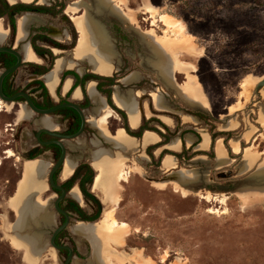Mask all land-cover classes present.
Listing matches in <instances>:
<instances>
[{
	"label": "rangeland",
	"instance_id": "1",
	"mask_svg": "<svg viewBox=\"0 0 264 264\" xmlns=\"http://www.w3.org/2000/svg\"><path fill=\"white\" fill-rule=\"evenodd\" d=\"M54 1L56 5L63 4L62 14L49 18L31 13L34 14L33 19L27 26L43 27L44 34L52 40L51 43H43L54 57L52 67L57 57L74 61L73 50L79 34L70 21L86 11L105 42L110 48L112 46L115 68L110 76L116 78V89L121 94L132 95L143 119L153 117L169 128L170 132H166L158 122H149L150 126L164 133H173L168 143L182 134L181 145L183 143V147L188 149L180 159L170 154L176 158L177 167L167 172L164 170L170 169L162 170L161 162H157L165 148L153 149L151 158L145 148L130 149L128 145H117L101 138L89 122L87 124L91 128L79 137L67 140L66 145L70 149H67L66 157L91 163L92 154L103 149L112 157L123 159L127 166L138 167L143 172L129 171L126 166V179L119 182L121 191L117 205L111 204L110 200L102 202V194L90 186V191L102 205L100 217L104 210L113 209L116 219L127 222L131 227L123 245L108 248L109 252L114 250L118 255H126L127 259L121 263L110 255L104 258V264H148L144 259L147 256L155 264H264V193H261L264 189H259L264 187V85L259 91L256 90L257 83L251 87L241 85L247 75L256 78L264 75V0H37L44 5ZM76 3H82V6L75 10L67 9V6ZM145 6L155 7L157 13H168L181 20L186 32L193 36L195 46L184 49L176 44L165 45L162 37H179L165 30L161 22L148 18ZM109 11L123 20L112 17ZM119 12H133L134 22L126 21ZM0 21L5 31L0 45L15 46L18 51L25 43L30 46L27 42L29 38L17 40L16 32L7 20L2 17ZM144 32L157 38L161 47L151 46ZM171 54H175L178 61L186 66L184 68L188 69V73L199 78L209 102L207 112H203L204 117L199 118L195 114L201 111L197 104L184 101L172 85L163 81L159 63L163 56L169 58ZM75 62L76 68L71 70L77 74L92 72L88 62ZM34 63L47 65L49 58L39 57ZM131 73L134 74L131 82L122 84L121 79ZM35 79L33 68L23 62L16 70L12 83L32 91ZM38 79L43 80L41 77ZM63 83L59 84L62 89ZM177 83H186V74L178 72V69L173 72L172 80L176 88ZM156 92L164 97L166 109L163 111L153 106L152 96ZM92 106L96 107V104ZM84 114L87 118L94 114V109L86 110ZM184 115L192 116L196 121L186 120ZM42 117L50 118L55 124L48 128L59 129L52 117L35 114L21 102L7 103L0 99V264H29L25 259V250L13 243L18 215L12 210L10 199L23 180L24 162L29 160L25 158L35 145L34 133L42 126L39 124ZM227 117L236 121V129L223 127ZM94 119L97 123L104 119L111 134L115 129V132L124 130L120 116L107 104ZM202 131H206L210 138L206 150L197 149ZM219 132L228 135L219 134L212 143L211 135ZM187 138L191 139L190 143ZM217 139H221L226 150V161L223 163L216 160ZM230 139L238 141V152H233L229 146ZM245 150L250 164L245 163ZM181 151L182 147L171 153ZM10 152L12 155L9 156ZM187 155L191 156L188 160ZM37 159L47 163L42 177L46 181L52 161L47 155ZM90 166L95 177L97 172L92 164ZM257 175L262 176L258 180H250ZM156 180L160 186L154 183ZM172 182H180L185 191L178 190ZM239 193L246 195L245 202ZM33 196L31 194L30 203L35 200ZM54 199L55 195L45 190L39 198L41 202L45 201L44 211L36 210L32 215L26 210L25 226L20 229L23 235L39 239L42 250L36 264H63L64 261L48 241L58 225L53 209ZM78 203L87 212L92 210L91 204ZM41 213H45L49 220L37 222L35 215L40 216ZM69 216L70 223L77 221L72 213ZM70 228L71 224L67 228L69 237L74 241L70 264H100L94 259L90 241L73 234ZM138 251L142 255H138Z\"/></svg>",
	"mask_w": 264,
	"mask_h": 264
},
{
	"label": "bare ground",
	"instance_id": "2",
	"mask_svg": "<svg viewBox=\"0 0 264 264\" xmlns=\"http://www.w3.org/2000/svg\"><path fill=\"white\" fill-rule=\"evenodd\" d=\"M10 2H14L15 0H9ZM22 2L29 3L32 0H20ZM42 2H46L47 0H40ZM33 2V1H32ZM82 6V3H76L73 5L67 6L70 10H75L78 7ZM144 12L148 14V18H152L153 20H157L162 23L165 27V30H169L171 33H174L179 38L173 39L167 36L162 37V41L167 46H172L173 44L178 47L189 49L195 46L194 38L192 35L188 34L185 29L184 23L175 18L174 16L168 13H157L155 7L145 6ZM119 14L126 19V21L134 22L135 14L132 12H119ZM33 15L31 13H24L18 17L16 22V34L15 37L19 41H25L28 31L27 26L31 19H33ZM71 24L74 26L76 31L78 32V41L75 49L73 50L74 57L73 60L64 59L61 57H57L55 59V65L52 69L43 76L44 83L49 91H53L54 88L58 85V75L64 69H72L76 68V61H85L88 62L91 66V71L107 76L112 73L115 68L114 54L112 52V46L110 48L108 42L106 43L102 34H100L98 28L93 24V22L88 18L87 12L84 11L81 17H74L71 19ZM155 26V25H154ZM147 32V31H146ZM143 34L147 36L148 42L153 47H161L157 38L152 36L151 34ZM7 37V36H6ZM5 38V31L3 24L0 21V41ZM6 40V39H5ZM54 49V48H53ZM21 54L24 55V59L26 61L35 62L38 57L33 52L32 48L27 44H23L21 47ZM162 62L159 63V67L161 70V74L163 77V81L172 85V87L176 90L181 98L191 104H197L198 106L208 109L209 102L208 98L205 94V91L201 85V82L196 74L188 73L185 69L184 65H182L175 54H171L170 57H165L161 59ZM178 69V72L186 74V83L178 84L177 88L172 84L173 80V72ZM134 74H128L127 76L122 78L124 83H129L133 79ZM262 77H253L247 75L242 79L241 85L242 87H251L256 83L261 81ZM71 85V80L68 78L64 80L63 89L66 91ZM94 83L90 82L87 86V92L90 97L96 102V107L94 108V114H90L87 116L88 122L91 124L94 129L98 131V134L105 138L106 140L112 141V143L117 145H128L131 149H139L154 144L159 141V137L153 131L146 130L141 139H134L129 137L124 130L118 129L115 133L111 134L105 120L102 119L101 122L97 123L95 121L94 116L99 114L103 109L106 108V103L103 97L97 93L94 89ZM264 89V88H263ZM153 91V90H152ZM134 94V93H133ZM73 97L78 99L81 96V92L79 88H76L73 91ZM124 96V95H123ZM119 94V92L115 91L113 94L114 103L123 109L128 116V123L132 129H136L140 124L141 112L137 107V104L129 93L128 98L123 97ZM164 97L156 92L152 96V103L155 109L159 111H163L166 109ZM239 110V109H238ZM236 111V110H235ZM147 113V111H146ZM164 121H168L167 118L161 116ZM186 120L196 121L194 117L189 115L183 116ZM227 117L224 128L225 129H236L237 123L234 120H228ZM264 118V117H263ZM40 125L50 127L55 124L52 122L50 118L42 117ZM186 141L188 143L191 142L190 138H187ZM210 138L206 131H202V139L198 144V148L206 149L209 145ZM168 143V142H167ZM221 139H217L215 142V152H216V160L220 163L226 161V150L222 145ZM229 146L233 150V152L239 151L238 141L230 139ZM169 150L179 151L180 150V141L178 138H173L170 142L165 145ZM159 147L157 150H160ZM241 153V152H240ZM9 156L12 153H8ZM245 154V163L250 164L249 154L247 150L244 151ZM237 155V154H236ZM91 164L95 168L97 172L93 183L92 188L100 192L102 195V202L105 203L106 200H110L111 204L117 205V202L120 199V191L121 186L119 184L120 181L126 179V173L124 172L126 168V164L123 159L120 157H112L106 150L100 149L92 154ZM77 158L73 157H65L64 166L62 169V178H68L74 171L77 165ZM162 168L172 169L176 167V159L174 156L170 154H166L163 156L161 161ZM129 171H134L140 174H143L142 169L138 167H129ZM47 169V163L42 159H29L24 162L23 168V180L17 187V191L15 195L10 199V206L12 210L18 215V219L14 224V228L16 229V234L13 237V243L17 246L22 247L25 250V259L29 264H36L37 258L40 255L42 247L39 244V239L33 236H25L20 232V229L25 226V216L27 215V211L34 215L36 210L44 211L45 201L41 202L39 200L40 195L45 191V184L42 181V177ZM129 174V173H128ZM128 176V175H127ZM192 179V178H191ZM154 183L157 186H160L159 182L156 180ZM178 190L185 191L184 186L180 184V182H172L171 183ZM259 189H264L259 188ZM247 190V189H246ZM241 191V190H240ZM246 192V191H245ZM250 192V191H249ZM254 193V192H253ZM264 193V190L261 192ZM31 194L35 195V200H31ZM70 194L77 199L79 202L83 201L77 187L72 188ZM256 194V193H254ZM239 197L244 201L245 194L239 193ZM251 195V194H250ZM252 196V195H251ZM261 196V195H260ZM263 196V195H262ZM34 197V196H33ZM248 197V195H247ZM211 198V197H210ZM217 198V197H216ZM239 198V199H240ZM252 198V197H251ZM255 198V197H254ZM259 200V199H258ZM216 201V200H215ZM241 201V200H240ZM241 201V202H243ZM245 202V201H244ZM243 204V203H241ZM245 205V204H244ZM114 208V207H113ZM115 211V210H114ZM37 218V222L48 221L49 217L45 213H41V215H35ZM45 223V222H44ZM71 231L76 235H80L86 238L93 246V256L94 259L100 264H104L105 259L110 255H113L116 259H118L121 263L127 259L126 255L116 254L114 250L111 252L108 251L110 246H121L124 243L125 237L131 233L130 225L125 221H119L116 219L113 214V209H106L102 213L101 217L94 222H83V221H72L71 222ZM138 255H142L141 251L137 252ZM166 256V253L163 255ZM168 256V255H167ZM145 261L148 264H155L154 260L150 257H144ZM185 263V262H184ZM183 264V263H182Z\"/></svg>",
	"mask_w": 264,
	"mask_h": 264
},
{
	"label": "trees",
	"instance_id": "3",
	"mask_svg": "<svg viewBox=\"0 0 264 264\" xmlns=\"http://www.w3.org/2000/svg\"><path fill=\"white\" fill-rule=\"evenodd\" d=\"M63 7H64L63 4H61L60 8L57 11H54L51 13V16L56 17L58 14H61V10ZM51 9H53V7L46 6V5H34L33 2L22 3V1H21L19 3H15V4H8L6 2V0H0V18H2V17L5 18L7 20L8 25L11 27V29L14 32L16 31L15 23L17 21L16 20L17 15H21L25 12H30L33 10H36L39 12L49 13ZM30 30L32 32L34 30L41 32L35 36H30L29 42H30L31 47H32L33 51L35 52V54L38 56L48 57L49 63L47 65H39V64H36L33 62L26 63V66L33 68V74L36 76V79L33 81V83L35 84V87L33 88L32 91H29L26 88H20V87H16L13 85L12 78H13L14 74L16 73L17 69L15 71L11 72L10 74H8L4 78V80L2 82V91L7 96L13 95L14 93H16L18 91H24L30 95L33 103L37 107H40V108L52 107L56 103H54L52 98L50 97V94L47 90V87L45 86L43 81L38 79V77H41L42 75H44L45 73H47L51 69L52 62L54 60V57L51 54L50 50L48 48L41 46L39 43H42V44L43 43H51L52 40L44 34V32H43L44 28L43 27L37 28V29L31 28ZM15 60H16V58L13 55H11L9 53H5V52H0V63L2 65V67H1L2 69H6V68L12 66L15 63ZM65 76H71L73 78L72 87L66 93L65 97H68L71 94L72 89L75 88L76 86H78L79 84L81 86V89L83 91H85L86 83L88 81H95L96 82V89L98 90V92L100 94H102L103 96L106 97L107 102L110 105V107L113 108L115 110V112L120 116V118L122 120L121 126L124 128L125 132L129 136L135 137V138H140L142 136L143 132L146 130L155 132L160 137L161 140L156 144L149 145L146 147L145 151L151 158H153L152 150L156 149L158 147H161L163 144L167 143L169 140V137L171 135H173V133H170L171 135L168 133L169 134L168 135L166 132H170L169 128L166 125L162 124L161 122L157 121V119H155L153 117L146 119V120L142 119L141 124L136 129H132L127 123V118H126L125 112L123 110L117 108L111 100V89L109 87L116 84V78L114 76H103V75H99V74L92 73V72H87L84 75L79 76L76 72H74L72 70L63 71L62 75H61V80H63V78ZM58 89H59V87H58ZM57 95H58L60 101L64 100V97L60 96L59 90H57ZM16 101L17 102H23L24 100H23V98L19 97L18 99H16ZM54 114L55 115H62L66 119H69L72 117H75L78 119L77 113L72 108H68V107L60 108V109L56 110L54 112ZM195 114L199 118L204 117V113L202 111H197V113H195ZM152 121L158 122V124L162 128H164V130L166 132L165 133L162 132L160 129H158L155 126H150L149 122H152ZM219 134L220 135H225V134L228 135V133H224V132L213 133L211 135L212 143H214L216 136H218ZM180 138L182 139V134H180ZM41 140L45 141L43 138H41ZM193 145H191V146H193ZM183 146H184V144L182 143V151L179 153L178 152L171 153L172 151L169 152L166 149L162 150L158 156L157 162H160L162 157L168 153L173 154L178 159H180L181 156L186 154L187 150H188V149L186 150ZM48 148H50V146H46V145L45 146L44 145L39 146L38 151L34 155L26 157L25 159H35V158L41 156L45 152V150H47ZM195 154H198V153H195ZM199 154H205V152H199ZM190 158H191V156H189V155L186 156L187 160ZM156 164H158V163H156ZM93 178H94V171H93L92 167L90 166V164L87 162H80L75 167L71 176L65 180V189L67 191H69V189L73 185H77L84 202L92 205V210L90 212H87L85 209H83L78 204V202H76L75 200H73L71 198L67 197V198H65L59 202V206L61 208L68 209L69 211H71L72 214L75 216V218L78 221L94 222V221H97L100 217L102 205L99 202V200L97 199V197L90 191V186H92ZM59 217H60L61 221L64 219V217L61 214L59 215Z\"/></svg>",
	"mask_w": 264,
	"mask_h": 264
},
{
	"label": "flooded vegetation",
	"instance_id": "4",
	"mask_svg": "<svg viewBox=\"0 0 264 264\" xmlns=\"http://www.w3.org/2000/svg\"><path fill=\"white\" fill-rule=\"evenodd\" d=\"M19 2H21V1H19ZM19 2H14V3H10V4H15V3H19ZM32 2V1H31ZM22 3H24V2H22ZM33 3H34V5H44V4H42V3H38L37 2V0H33ZM56 3L57 2H55L54 1V3L53 4H50V5H46V6H50V7H53V9H51L50 10V12L49 13H47V12H39V11H36V10H33V11H30V12H25V13H34L35 15H37L38 17L40 16L41 17V15H46V16H48L49 18L51 17V18H53L52 16H51V13L52 12H54V11H57L59 8H60V6H61V4L59 3V4H57L56 5ZM63 9L64 8H62V10H61V14H62V11H63ZM24 14V13H23ZM22 15V14H21ZM58 15H60V14H58ZM57 15V16H58ZM15 26H16V24H15ZM37 29V28H41V26H39V27H35V26H29L28 28H27V31H28V35H27V39L28 38H30V36H35V35H37L38 33H41V32H39V31H37V30H34L33 32L30 30V29ZM46 30V29H45ZM28 43L30 44V42H29V39H28ZM45 44V43H44ZM40 45L41 46H43V44L42 43H40ZM30 46H31V44H30ZM12 47V46H11ZM43 47H45V48H48V47H46V46H43ZM16 48V47H15ZM32 48V47H31ZM33 50V49H32ZM22 52V51H21ZM34 52V51H33ZM35 53V52H34ZM22 55V54H21ZM36 55V54H35ZM38 58L39 57H44V56H38V55H36ZM23 57H24V55H23ZM16 61V60H15ZM23 62H25V63H28V62H31V61H26L25 59L23 60ZM22 62V63H23ZM21 63V64H22ZM34 63V62H33ZM20 64V65H21ZM0 67H2V65H1V63H0ZM20 67V66H19ZM94 73V72H93ZM73 79V78H72ZM60 80H61V76H60ZM62 81V80H61ZM44 82V81H43ZM45 84V83H44ZM73 84V83H72ZM46 86V85H45ZM78 86H80V84L78 85ZM114 86H116V84H114V85H112V86H110L109 88L111 89V100H112V102L114 103V101H113V98H112V90H113V87ZM71 87H72V85H71ZM71 87L70 88H68L69 90L71 89ZM77 87V86H76ZM96 87V86H95ZM80 88H81V86H80ZM74 89V88H73ZM73 89H72V91H73ZM57 90H59V94H60V96L61 97H64V100L63 101H60V99H59V97H58V95H57ZM68 90V91H69ZM97 90V89H96ZM67 91V90H66ZM67 91V92H68ZM72 91H71V93H72ZM66 92V93H67ZM97 92H98V90H97ZM66 93H64V94H62L61 93V90H60V87H59V89H58V87H57V89H56V91H55V99L50 95V97L52 98V100H53V102L54 103H56V104H59V103H66V102H73V103H76V104H78L79 105V107L81 108V110H82V112H83V114L85 113V111L86 110H93L94 108H95V106H92L93 104H96V102L94 103V102H92L91 101V99L87 96V94H86V90L85 91H83L82 89H81V98L79 97L78 99H76V98H74L73 96H71V94L68 96V97H65V95H66ZM99 93V92H98ZM100 94V93H99ZM101 96L104 98V100H105V103L106 104H108V102H107V99H106V97L105 96H103L102 94H101ZM149 96V95H148ZM150 97V96H149ZM20 103V102H19ZM55 104V105H56ZM54 105V106H55ZM114 105L117 107V108H119V109H121L120 107H118L115 103H114ZM108 107H110V105L108 104L107 105ZM53 107V106H52ZM40 108V107H39ZM49 108V107H48ZM64 108V107H63ZM68 108H70V107H68ZM111 108V107H110ZM73 109V108H72ZM112 109V111L113 112H115V110L113 109V108H111ZM74 110V109H73ZM121 110H123V109H121ZM76 113H77V115H78V119L77 118H75V117H72V118H69V119H66V118H64V116H62V115H55L54 113H52V115L51 116H48V117H52V119L54 120V122L57 124V125H59V129H50V128H48V127H46V126H41V127H46V128H48L50 131H53V132H56V133H58V134H61V135H71V134H74V133H76L79 129H80V127H81V118H80V115L78 114V112L76 111V110H74ZM124 111V110H123ZM125 112V111H124ZM116 113V112H115ZM117 114V113H116ZM125 114H126V112H125ZM84 117H85V114H84ZM126 118H127V114H126ZM144 117H142V119H143ZM142 119H141V121H142ZM87 122H88V120H87V118L85 117V124H84V127H83V131H82V133H81V135L87 130V128H91L88 124H87ZM127 123H128V119H127ZM140 124H141V122H140ZM139 124V125H140ZM128 125H129V123H128ZM61 126V127H60ZM40 127V128H41ZM94 128V127H93ZM123 128V127H122ZM116 130V129H115ZM115 130H114V132H115ZM37 131V130H36ZM36 131H35V133H34V139H35V145L33 146V148L32 149H29V151L27 152V155H26V157H29V156H31V155H34L37 151H38V147L39 146H42L41 144H39L38 142H37V140H36ZM113 132V133H114ZM80 136V135H79ZM78 136V137H79ZM129 136V135H128ZM101 137V136H100ZM131 137V136H130ZM142 137V136H141ZM140 137V138H141ZM41 138H43L45 141H52V140H58V141H60L62 144H63V146H64V149H65V154L67 155V149L69 150L70 148L66 145V142H67V140H72V139H64V138H62V137H57V136H54V135H49V134H47V133H41L40 134V139ZM77 138V137H76ZM102 138V137H101ZM135 138V137H134ZM140 138H137V139H140ZM75 139V138H74ZM44 141V142H45ZM160 141V140H159ZM156 144V143H155ZM153 145V144H152ZM45 146V145H44ZM46 146H50V148H48L47 150H45V152L42 154V155H47L50 159H51V166L50 167H52V165L57 161V159L59 158V156H60V154H61V148H60V146L59 145H57V144H55V143H49V144H47ZM157 149V148H156ZM145 150H146V148H145ZM58 152V153H57ZM23 160H25V159H23ZM78 160V162H77V165L80 163V162H86V161H82L81 159H77ZM80 160V161H79ZM88 163V162H87ZM89 164H91V163H89ZM76 165V166H77ZM63 166H64V163H63ZM61 169H63L62 168V164L55 170V172L53 173V179H54V182L56 183V184H58V185H60V186H62L64 189H65V180L67 179V178H63L64 180H62L61 179V177H62V173H61ZM22 171V170H21ZM60 173H61V176H60ZM71 176V175H70ZM69 176V177H70ZM46 178H47V176H46ZM19 181V180H18ZM17 181V182H18ZM17 182H16V184H17ZM47 185H48V183H47ZM79 189V188H78ZM47 190H49L52 194H57V195H59L60 193H61V191H59V190H55V189H53L52 187H50L49 185H48V189ZM72 190V189H71ZM71 190H70V192H71ZM65 191H66V194H65V196H64V198L63 199H65V198H67L68 197V192L69 191H67L66 189H65ZM80 192V191H79ZM92 192V191H91ZM71 195V194H70ZM80 195H81V193H80ZM55 197H56V195H55ZM68 198H70V197H68ZM81 198H82V195H81ZM62 199V200H63ZM72 199V198H71ZM61 200V201H62ZM74 200V199H73ZM77 200V199H76ZM75 200V201H76ZM82 200H83V198H82ZM78 201V200H77ZM76 201V202H77ZM79 202V201H78ZM83 202H84V200H83ZM79 205H80V203H78ZM81 206V205H80ZM60 207V206H59ZM82 207V206H81ZM61 208V207H60ZM54 209V208H53ZM62 210H64L65 212H67V214L69 215V213H72L71 211H69L68 209H64V208H61ZM54 211H55V214L57 215V217H58V225L57 226H59V225H61L63 222H64V219L61 221V219H60V217H59V215L61 214V213H59V212H57L55 209H54ZM62 215V214H61ZM63 216V215H62ZM64 217V216H63ZM69 218H70V216H69ZM69 224H71V223H69ZM56 226V227H57ZM69 227V225H67L65 228H63L62 230H60L57 234H56V236H55V239H54V242L57 244V245H63V246H67V247H69L70 248V250H71V253H72V257H73V255H74V241H73V239H71L70 237H69V234H68V228ZM73 234H75V233H73ZM76 235V234H75ZM78 236H80V235H78ZM56 251H58V253L60 254V255H62V257H63V264H64V262H65V259H66V257H67V255H68V253H69V251H68V249H58V250H56ZM72 259V258H71ZM71 261V260H70ZM70 261H69V263L68 264H70Z\"/></svg>",
	"mask_w": 264,
	"mask_h": 264
},
{
	"label": "water",
	"instance_id": "5",
	"mask_svg": "<svg viewBox=\"0 0 264 264\" xmlns=\"http://www.w3.org/2000/svg\"><path fill=\"white\" fill-rule=\"evenodd\" d=\"M110 15L120 21H122L123 19L121 17H119L117 14L113 13V12H110ZM133 30V29H132ZM135 31V30H134ZM137 32V31H136ZM28 42V41H27ZM0 52H5V53H9L11 55H13L15 58H16V61L15 63L6 68V69H1L0 70V99L4 102H7V103H19L16 101V99H18L19 97L23 98V103L26 108H28L29 110H31L33 113L35 114H38L40 116H51L52 113H54L56 110L60 109V108H63V107H70V108H73L74 110H76L78 112V114L80 115V118H81V127L80 129L74 133V134H71V135H61V134H58L56 132H53V131H50L48 128L46 127H41V128H38L37 131H36V140L39 144L41 145H47L49 143H55L57 145L60 146L61 148V154L59 156V158L57 159V161L52 165V167L49 168L48 170V173H47V183L50 187H52L53 189L55 190H59L61 191V193L59 195L55 194L56 197L53 201V208L61 213L63 216H64V222L55 227V229L52 231L51 235L49 236V244L51 245V247H53L55 250H58V249H68L69 253L65 259V262L64 264H68L69 261L71 260L72 258V253H71V250L69 247L67 246H63V245H57L55 242H54V239H55V236L56 234L62 230L63 228H65L67 225H69L70 223V218H69V215L67 214V212H65L64 210H62L60 207H59V202L64 198L65 194H66V191L65 189L56 184L54 182V179H53V173L55 172V170L62 164L63 166V163H64V160H65V157H66V154H65V149H64V146L63 144L58 141V140H52V141H42L40 139V134L41 133H47L49 135H54V136H57V137H62L64 139H74L76 137H78L79 135H81L82 131H83V127H84V124H85V117H84V114L81 110V108L79 107L78 104L76 103H73V102H66V103H59V104H56L55 106L53 107H49V108H39L37 107L30 95L27 93V92H24V91H18L16 93H14L13 95H10V96H7L3 93L2 91V82L4 80V78L10 74L11 72L15 71L16 69L19 68L20 64L23 62L24 58H23V55H21V51H18L15 46H12V47H8V46H4V45H0ZM85 73H83L82 75H84ZM81 75V76H82ZM107 76H110V75H107ZM264 85V75L262 76V79L261 81H259L257 83V86H256V90L259 91L260 88ZM108 105V104H107ZM197 108L199 110H201L202 112H207L206 109L202 108V107H199L197 106ZM109 109H111L109 107ZM112 110V109H111ZM124 129V128H123ZM125 131V130H124ZM126 133V132H125ZM127 134V133H126ZM128 135V134H127ZM262 175H257V178L253 177L251 178L250 180H258V177H261ZM263 179V178H262Z\"/></svg>",
	"mask_w": 264,
	"mask_h": 264
},
{
	"label": "crops",
	"instance_id": "6",
	"mask_svg": "<svg viewBox=\"0 0 264 264\" xmlns=\"http://www.w3.org/2000/svg\"><path fill=\"white\" fill-rule=\"evenodd\" d=\"M67 70H71V69H67ZM76 71H77V70H76ZM48 72H49V71H48ZM48 72H47V73H48ZM62 72H63V71H61V73H62ZM77 72H78V71H77ZM47 73H45V74H47ZM61 73L58 75V78H59L58 85L54 88L53 92H51V91H49V90L47 89L48 92H49V94H50L54 99H55V91H56L57 87H60V90H61V93H62V94L66 93V92L69 90V89H68L67 91H64V90L62 89V86L59 85V84L61 83V80H60V75H61ZM45 74H44V75H45ZM78 74H79V76H81L83 73H79V72H78ZM44 75L41 76V79L43 78ZM68 78L71 80V85H72V83H73V79H72L71 76H65V78H64L62 81L66 80V79H68ZM42 81H43V80H42ZM90 82H93V83H94L93 86H94V89L96 90V87H95V86H96V83H95L94 81H90ZM90 82H87V83H86V85H85V90H86V94H87V96H88V97L91 99V101L93 102V99L90 97V95H89L88 92H87V86L89 85ZM121 82H122V84H128V83H124V82L122 81V79H121ZM43 83H44V82H43ZM71 85H70V87H71ZM70 87H69V88H70ZM116 87H118V86L116 85V86L113 87V90H112V98H113V94H114L115 91L119 92V91L116 89ZM76 88H79V90H80V92H81V88H80V86L75 87L73 90H75ZM96 91H97V90H96ZM97 93H98V92H97ZM71 94H72V93H71ZM119 94L122 95V96L124 95V94H121L120 92H119ZM99 95L101 96V94H99ZM101 97H102V96H101ZM123 97L128 98V94H127V95L125 94ZM80 98H81V97H80ZM141 119H142V117H141ZM141 119H140V122H141ZM144 132H145V131H144ZM144 132H143V134H144ZM154 133H155V132H154ZM143 134H142V136H143ZM200 135H201V133H200ZM129 137H130V136H129ZM158 137H159V136H158ZM132 138H134V137H132ZM141 138H142V137H141ZM141 138H140V139H141ZM201 138H202V137H201ZM134 139H137V138H134ZM178 139H179V141H180V150H181V147H182V145H181V140H180V138H178ZM138 140H139V139H138ZM159 140H160V137H159ZM167 144H168V143H167ZM167 144H166V145H167ZM209 144H210V142H209ZM208 147H209V146H208ZM145 148H146V147H145ZM162 148L168 149L167 147H164V146L161 147V149H162ZM157 149H158V148H157ZM197 149H199V150H206V149H200V148H198V147H197ZM175 159H176V158H175ZM160 162H161V161H160ZM176 163H177V160H176ZM176 167H177V165H176ZM176 167H175V168H172V169H170V170H164V169L160 166V168H161L162 170L167 171V172H169V171H173V169H176ZM42 181H44V184H45V190H47V189H48L47 178H46V181L42 178ZM74 187H77V189H78V186H77V185H74L72 188H74ZM72 188H71V189H72ZM78 190H79V189H78ZM68 197H70V198L76 200L72 195H70V191H69V193H68ZM34 198H35V195H34ZM76 201H77V200H76ZM77 202H78V201H77Z\"/></svg>",
	"mask_w": 264,
	"mask_h": 264
}]
</instances>
